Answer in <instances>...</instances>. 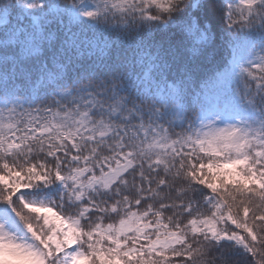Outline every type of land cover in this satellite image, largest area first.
<instances>
[{"label":"snow or ice","instance_id":"6c2138e0","mask_svg":"<svg viewBox=\"0 0 264 264\" xmlns=\"http://www.w3.org/2000/svg\"><path fill=\"white\" fill-rule=\"evenodd\" d=\"M0 264H264V0H0Z\"/></svg>","mask_w":264,"mask_h":264}]
</instances>
